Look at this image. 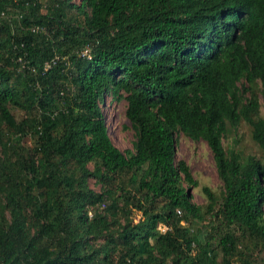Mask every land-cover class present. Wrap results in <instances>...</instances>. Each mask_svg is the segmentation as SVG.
<instances>
[{
  "label": "trees",
  "instance_id": "1",
  "mask_svg": "<svg viewBox=\"0 0 264 264\" xmlns=\"http://www.w3.org/2000/svg\"><path fill=\"white\" fill-rule=\"evenodd\" d=\"M242 122L264 152V0H0V264H264ZM180 133L212 155L203 204Z\"/></svg>",
  "mask_w": 264,
  "mask_h": 264
},
{
  "label": "rangeland",
  "instance_id": "2",
  "mask_svg": "<svg viewBox=\"0 0 264 264\" xmlns=\"http://www.w3.org/2000/svg\"><path fill=\"white\" fill-rule=\"evenodd\" d=\"M125 106L124 100L113 99L111 96H108L102 104L109 137L121 151L131 149L133 141L130 123L125 117ZM224 144L226 146L232 145L236 150H240L242 156L254 154L264 158V152L251 139L250 130L245 122L241 123L239 129L233 130L228 135L224 140ZM177 156L187 162L198 182V187L192 190L193 202L197 204L205 203V197L201 193L202 186H208L213 190H218L220 186L208 146L204 141H192L183 133H180L177 143ZM90 185L98 189L93 180H90Z\"/></svg>",
  "mask_w": 264,
  "mask_h": 264
},
{
  "label": "built area",
  "instance_id": "3",
  "mask_svg": "<svg viewBox=\"0 0 264 264\" xmlns=\"http://www.w3.org/2000/svg\"><path fill=\"white\" fill-rule=\"evenodd\" d=\"M177 212H178V213H180V211H179V210H178ZM166 229H167V227H166V226H164V227H162V228H161V230H163V231H164V230H166Z\"/></svg>",
  "mask_w": 264,
  "mask_h": 264
}]
</instances>
